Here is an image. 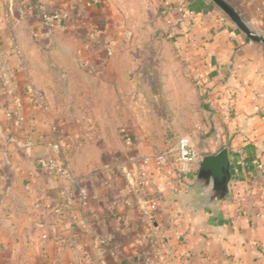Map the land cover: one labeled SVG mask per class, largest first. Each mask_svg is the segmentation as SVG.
I'll return each mask as SVG.
<instances>
[{
	"label": "crops",
	"instance_id": "0c3cea01",
	"mask_svg": "<svg viewBox=\"0 0 264 264\" xmlns=\"http://www.w3.org/2000/svg\"><path fill=\"white\" fill-rule=\"evenodd\" d=\"M226 1L264 34V0ZM154 2L185 37L204 99L225 121L222 147L242 200L230 188L211 210L184 186L172 189L174 181L163 180L152 160L141 161L139 173L148 177L141 189L113 168L110 187L102 179L87 182L85 223L73 221L79 210L66 185L38 165L55 137V120L32 105L26 52L20 57L15 43L21 50L28 35L48 32L45 11L66 17L96 8L104 16L110 7L94 0H0V264H264V43L248 39L211 0ZM137 153L154 154L144 146ZM101 236L113 255L99 244Z\"/></svg>",
	"mask_w": 264,
	"mask_h": 264
},
{
	"label": "rangeland",
	"instance_id": "374dc122",
	"mask_svg": "<svg viewBox=\"0 0 264 264\" xmlns=\"http://www.w3.org/2000/svg\"><path fill=\"white\" fill-rule=\"evenodd\" d=\"M94 1L109 5L107 17L75 9L43 36L28 35L21 50L15 43L26 52L20 57L33 86L45 93L69 167L98 182L105 165L140 158L142 146L172 148L180 135L202 155L220 150L225 121L205 101L187 41L164 10L154 0ZM194 179L182 184L192 198Z\"/></svg>",
	"mask_w": 264,
	"mask_h": 264
},
{
	"label": "built area",
	"instance_id": "2783aa9c",
	"mask_svg": "<svg viewBox=\"0 0 264 264\" xmlns=\"http://www.w3.org/2000/svg\"><path fill=\"white\" fill-rule=\"evenodd\" d=\"M63 17L64 15L57 11L42 14L41 23L44 26L49 27L52 23L61 20ZM168 22L170 23L169 19ZM26 93L32 105L42 111L47 109L46 96L43 91L29 83L26 85ZM228 108H230V105H228ZM47 149L48 155L44 158H40L38 160V165L41 169L56 175L66 185L68 198L74 201L73 204H75L79 210L77 218L72 220H75L77 224H84L85 217L83 212L87 201V182L91 180L92 174H76L65 161L56 140L52 139L49 141L47 143ZM202 157L203 155L194 144L191 137L188 135H180L174 146L170 149L154 153L152 156L144 158L133 157L126 162H120L110 166L105 165L103 169L105 171V178L101 179L106 186L110 187L115 180V177L112 176L113 172L111 170L113 168L116 170L120 169L125 179L131 182L133 187L137 189L143 184V180L146 176L144 173H139L140 162H148L152 160L155 164V170L161 175L163 180L174 181L172 189H175L178 185L185 184V182L187 183V181L190 180V177L192 179L195 178L198 163ZM125 163L130 165V169L126 167ZM230 188L234 189L235 198L241 201L243 198L242 191L233 180L230 182ZM154 201L155 200H151L150 209L153 208ZM35 207H38V205H35ZM64 207L68 214H72V208H70L68 204H65ZM119 220L120 219L118 218L117 223H119ZM97 240L109 255L114 254L106 237L101 236L98 237Z\"/></svg>",
	"mask_w": 264,
	"mask_h": 264
},
{
	"label": "water",
	"instance_id": "95a60500",
	"mask_svg": "<svg viewBox=\"0 0 264 264\" xmlns=\"http://www.w3.org/2000/svg\"><path fill=\"white\" fill-rule=\"evenodd\" d=\"M244 35L256 42L264 43V34L258 33L226 0H211ZM232 179L229 150L222 147L215 153L204 155L198 163L195 181L191 189L201 206L215 210L216 205L231 195Z\"/></svg>",
	"mask_w": 264,
	"mask_h": 264
},
{
	"label": "trees",
	"instance_id": "16d2710c",
	"mask_svg": "<svg viewBox=\"0 0 264 264\" xmlns=\"http://www.w3.org/2000/svg\"><path fill=\"white\" fill-rule=\"evenodd\" d=\"M166 149H170V148L168 147V148H165V149H163V150H166ZM163 150H159V151H157V152H155V153H159V152H161V151H163Z\"/></svg>",
	"mask_w": 264,
	"mask_h": 264
}]
</instances>
